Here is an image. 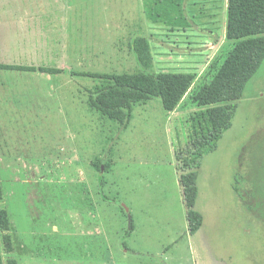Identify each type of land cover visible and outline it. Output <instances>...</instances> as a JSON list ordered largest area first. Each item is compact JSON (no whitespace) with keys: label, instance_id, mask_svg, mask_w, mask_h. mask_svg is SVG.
Returning a JSON list of instances; mask_svg holds the SVG:
<instances>
[{"label":"rangeland","instance_id":"obj_1","mask_svg":"<svg viewBox=\"0 0 264 264\" xmlns=\"http://www.w3.org/2000/svg\"><path fill=\"white\" fill-rule=\"evenodd\" d=\"M229 5L0 0V64L58 72L0 70L4 264H264V62L240 100H198L240 41L228 36ZM141 73L194 80L174 111L136 103L127 127L91 107L112 76ZM230 107L232 127L198 170L205 221L193 234L180 171L215 130L211 114Z\"/></svg>","mask_w":264,"mask_h":264},{"label":"trees","instance_id":"obj_2","mask_svg":"<svg viewBox=\"0 0 264 264\" xmlns=\"http://www.w3.org/2000/svg\"><path fill=\"white\" fill-rule=\"evenodd\" d=\"M228 15V36L232 40L240 41H236L220 70L199 96L201 106L234 102L243 98L248 83L256 76L264 62V0H230ZM133 47L138 61L147 67L150 59L147 40L142 37L136 38ZM0 70L58 73L56 69L3 64H0ZM111 78L115 80L114 83L91 93L90 104L103 116L123 127L130 124L133 106L139 102L160 98L166 111H174L194 80L191 74L150 73ZM234 112L235 107L222 110L221 119L216 116L218 111L211 114L216 118V122L213 118V122L217 124L215 130L208 138L198 142L192 157L184 163L180 171L190 231L193 234L203 227L205 221L202 214L195 210L199 196L198 170L201 168L202 159L218 149L223 134L232 127ZM3 197L0 184V202L3 201ZM10 224L8 211L0 209V232L3 234L2 243L8 253L13 252V240L9 234ZM0 264H4L1 243ZM8 264L19 263L13 258Z\"/></svg>","mask_w":264,"mask_h":264},{"label":"crops","instance_id":"obj_3","mask_svg":"<svg viewBox=\"0 0 264 264\" xmlns=\"http://www.w3.org/2000/svg\"><path fill=\"white\" fill-rule=\"evenodd\" d=\"M42 12H45V10H43Z\"/></svg>","mask_w":264,"mask_h":264}]
</instances>
